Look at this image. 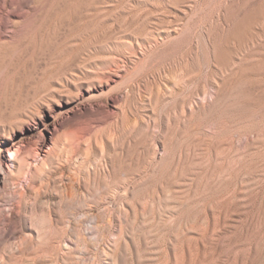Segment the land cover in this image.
I'll list each match as a JSON object with an SVG mask.
<instances>
[{
	"label": "bare ground",
	"instance_id": "bare-ground-1",
	"mask_svg": "<svg viewBox=\"0 0 264 264\" xmlns=\"http://www.w3.org/2000/svg\"><path fill=\"white\" fill-rule=\"evenodd\" d=\"M238 27L233 24L213 32L209 47L200 50L203 61L216 65L219 79L202 90L206 97L192 107V97L179 107L173 99L174 91L192 77L188 61L179 64L178 60L175 74L166 85L162 84L174 103L160 115L152 114L154 119L148 123L132 106L136 95L133 92L125 98H112L110 107L98 110L107 121L96 119L95 126L84 133L68 136L62 131V121L52 123L47 129L49 136L42 135L35 150L25 149L21 141L9 138L13 127L21 125L22 120L0 121V132L8 135V141L0 144V153L6 152L0 157V186L11 185L17 198L16 204L5 209L7 216L0 212V229L8 225L19 234L16 250L12 244L0 247V264H77L74 255L79 246H94L84 221L75 217L89 207H104L99 217L104 221L108 218L101 229L97 224L102 219L91 222L95 239H107L109 231L112 235L108 246L103 242L107 251L95 253L90 264H101L99 257H105L107 264H205V247L216 225L224 227L225 215L240 195L243 176L264 173V108L255 109L247 103L248 86L254 81L264 82V41L252 47L243 62L238 61L237 68L227 73L231 69L227 68V41L241 31ZM168 37L169 33L159 34L143 48L140 46L138 54L152 52L159 41ZM192 65L196 67V63ZM111 68L98 75L106 84L112 81L109 74H118L119 67ZM10 74L6 79L13 76ZM153 93L152 101L160 102L161 92ZM152 127L158 128V135L151 134ZM246 135L253 139L243 149L233 146L234 138ZM57 175L59 179H55ZM62 180L65 188L59 194L58 205L50 209L38 207L39 194ZM76 185L83 194L75 193ZM67 214L74 220L64 228ZM257 243L251 249L243 247V264H258L261 246ZM149 250L154 251L153 259L148 255L147 260Z\"/></svg>",
	"mask_w": 264,
	"mask_h": 264
},
{
	"label": "rangeland",
	"instance_id": "rangeland-1",
	"mask_svg": "<svg viewBox=\"0 0 264 264\" xmlns=\"http://www.w3.org/2000/svg\"><path fill=\"white\" fill-rule=\"evenodd\" d=\"M227 23L239 24L238 29L241 30L227 41L226 53L230 57L227 68H231L227 73H230V70L237 68L238 61L243 62V56L252 47L256 48L264 41V0H0V121L22 120L21 125L13 127L9 138L15 142L21 141L25 149L35 150L40 137L49 136L47 129L52 123L62 121V131L68 136L84 133L95 126L93 124L96 119L107 121L98 114V110L110 107L112 98H125L133 92L136 95L132 106L138 111L141 120L148 123L153 118L152 114L160 115L174 103L162 86L171 80L179 61V64L188 61L192 77L186 86L176 89L172 97L178 101L175 102L178 107L188 97H192V105H189L192 107L206 97L201 94L202 90L219 79L216 65L212 61H203L200 50L209 47L214 33L227 29L230 26ZM163 33H169L168 39L159 41V46L151 49L152 52L148 50L144 55L138 54L140 46L143 48V44ZM170 41L175 42V45L169 48ZM248 45L251 46L249 49ZM191 62L196 63V67ZM115 67H119L118 74L108 75L112 78L109 84L98 78L104 69ZM10 73L13 76L6 79L5 76L11 75ZM263 83L254 81L247 89V103L255 109L264 108ZM7 85L8 88H5ZM155 91L161 92L162 99L158 103L152 101ZM159 107L161 108L158 109ZM152 128L151 134L158 135V128ZM5 135L0 132V144L8 141V135ZM236 139L234 138L233 146L243 149L253 137L246 135ZM3 153L6 154L1 151L0 157ZM263 175L264 173L255 177L243 176L239 186L240 195L235 198V205L225 215L224 227L220 229V225H216V233L210 237V246L205 247V264H243V247H255L257 242L261 246L258 264H262ZM59 177L57 175L55 179ZM64 182L59 181L42 191L38 196L37 206L50 209L58 205L59 194L65 188ZM21 187L24 188V184ZM74 190L77 195L83 194L79 185ZM16 199L11 185L0 186L1 213L7 216V208L16 204ZM103 211L104 207H89L75 216L84 221L83 226L87 228L88 236H91L94 243L93 248L86 249L77 245L80 247L74 255L77 264H90L95 253L103 249L107 251V246L111 243L110 231L105 235L107 239L102 241H97L92 234L93 222L102 219L97 224L101 229L108 220L105 218L104 221L99 217ZM73 218L71 214H67L63 227L71 226ZM2 228L0 247L12 244L16 250L19 242L17 230L8 225ZM201 241H197L198 250ZM146 253L147 258L149 255L153 259L154 251ZM98 260H101V264L108 263L105 257H99Z\"/></svg>",
	"mask_w": 264,
	"mask_h": 264
}]
</instances>
